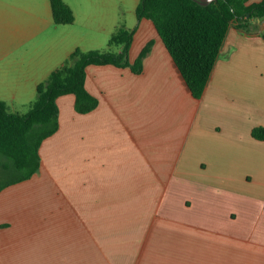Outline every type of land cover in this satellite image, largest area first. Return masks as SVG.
Masks as SVG:
<instances>
[{"label":"crops","instance_id":"0c3cea01","mask_svg":"<svg viewBox=\"0 0 264 264\" xmlns=\"http://www.w3.org/2000/svg\"><path fill=\"white\" fill-rule=\"evenodd\" d=\"M0 0V101L26 114L76 50L135 30L139 74L89 66L87 114L57 100L59 129L31 179L0 191V264H264V18L234 23L201 99L191 94L141 0ZM263 0H246L247 5Z\"/></svg>","mask_w":264,"mask_h":264},{"label":"trees","instance_id":"16d2710c","mask_svg":"<svg viewBox=\"0 0 264 264\" xmlns=\"http://www.w3.org/2000/svg\"><path fill=\"white\" fill-rule=\"evenodd\" d=\"M50 2L57 25L74 23V13L63 0ZM136 16L139 21L146 19L154 24L191 94L201 99L230 27L237 23L240 29L250 31L253 19L264 18V0L252 5H247L246 0H217L209 5L197 0H141ZM134 35L135 30L120 28L111 36L109 48L123 46L120 53L111 49L76 50L62 67L38 86L37 97L26 114L12 113L0 101V173L15 174L0 186V191L27 181L39 172L40 147L59 129L57 100L60 97L74 95L75 110L79 114L90 113L98 107V99L85 85L89 66L112 65L130 68L135 74L142 72L143 60L153 43H149L131 64L129 53ZM252 135L264 140V128L254 129Z\"/></svg>","mask_w":264,"mask_h":264},{"label":"rangeland","instance_id":"374dc122","mask_svg":"<svg viewBox=\"0 0 264 264\" xmlns=\"http://www.w3.org/2000/svg\"><path fill=\"white\" fill-rule=\"evenodd\" d=\"M15 176L14 173H0V186Z\"/></svg>","mask_w":264,"mask_h":264},{"label":"water","instance_id":"95a60500","mask_svg":"<svg viewBox=\"0 0 264 264\" xmlns=\"http://www.w3.org/2000/svg\"><path fill=\"white\" fill-rule=\"evenodd\" d=\"M202 5H209L212 2H216L217 0H197Z\"/></svg>","mask_w":264,"mask_h":264}]
</instances>
